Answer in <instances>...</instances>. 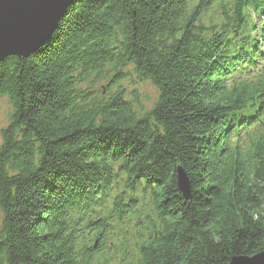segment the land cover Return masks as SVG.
I'll return each instance as SVG.
<instances>
[{"label": "trees", "instance_id": "trees-1", "mask_svg": "<svg viewBox=\"0 0 264 264\" xmlns=\"http://www.w3.org/2000/svg\"><path fill=\"white\" fill-rule=\"evenodd\" d=\"M0 97V264L264 251V0H73Z\"/></svg>", "mask_w": 264, "mask_h": 264}, {"label": "water", "instance_id": "water-1", "mask_svg": "<svg viewBox=\"0 0 264 264\" xmlns=\"http://www.w3.org/2000/svg\"><path fill=\"white\" fill-rule=\"evenodd\" d=\"M73 0H0V61L8 56L27 57L51 36ZM177 185L189 197L188 179L177 169ZM228 264H264V251L251 257H232Z\"/></svg>", "mask_w": 264, "mask_h": 264}, {"label": "rangeland", "instance_id": "rangeland-1", "mask_svg": "<svg viewBox=\"0 0 264 264\" xmlns=\"http://www.w3.org/2000/svg\"><path fill=\"white\" fill-rule=\"evenodd\" d=\"M121 84L127 89L131 90L132 83L128 79H124L121 81ZM137 93L138 100V110H145L147 109V106L154 100L155 98V90L148 84H135L133 86ZM129 90V91H130ZM11 111L10 104L8 103L7 99L4 97H0V129L4 127L7 123V117ZM1 218V217H0Z\"/></svg>", "mask_w": 264, "mask_h": 264}]
</instances>
